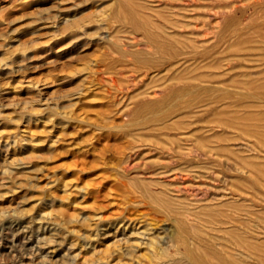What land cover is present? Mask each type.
Returning <instances> with one entry per match:
<instances>
[{
  "label": "rangeland",
  "instance_id": "obj_1",
  "mask_svg": "<svg viewBox=\"0 0 264 264\" xmlns=\"http://www.w3.org/2000/svg\"><path fill=\"white\" fill-rule=\"evenodd\" d=\"M227 3L0 0V264H149L158 254L149 246L151 237L174 255L173 216L142 194L141 181L151 187L169 183L182 197H203L202 203L234 193L252 197L255 208L262 205L254 188L241 184L245 175L226 170L222 151L217 158H195L202 151L196 137L235 133L204 122L208 114L197 109L189 116L175 111L168 136L158 128L169 119L156 120L169 102L187 101L176 102L180 94H206L194 90L195 83L178 90L173 75L192 69L222 73L230 57L240 54L252 55L264 67V50L232 46L264 44V30L258 29L264 24V0H237L233 11ZM132 10L149 30L159 24L179 40V34L198 27L208 33L198 37L203 47L150 38L133 21ZM214 22L216 36L209 33ZM236 31L241 39L232 36ZM167 54L170 59L163 57ZM216 55L218 67L205 68ZM239 71L216 81L231 86ZM211 140L207 147L252 154L237 150L241 139ZM224 192L229 195L221 196ZM206 195L214 199L205 202Z\"/></svg>",
  "mask_w": 264,
  "mask_h": 264
},
{
  "label": "bare ground",
  "instance_id": "obj_2",
  "mask_svg": "<svg viewBox=\"0 0 264 264\" xmlns=\"http://www.w3.org/2000/svg\"><path fill=\"white\" fill-rule=\"evenodd\" d=\"M184 1L186 2V0ZM227 1L228 3L225 5V8L229 11H233L237 0ZM141 6L143 7V4ZM131 16L138 27L144 29L145 34H150V38L152 39L158 38V42L162 40L161 38H167L171 40L174 39L175 42H184L189 47L192 44L196 45V43H198L199 45L197 46L200 48L203 47L204 42L198 40V37L208 35V33H201L200 29L198 30V27H195L196 30L193 32L179 34V37L182 38V40H179V38L174 37L173 34L169 35V31L167 32V30H165V28L163 29L159 24L152 25L155 31L149 30L143 18H141L135 10H132ZM156 19L157 18H155V20ZM200 28H203V26ZM218 28V22L212 23L209 33L216 36L218 34ZM258 29L264 30V24H261ZM234 35L235 37L240 36L241 39L242 35L238 34L237 31L234 32L232 36ZM232 36L228 39L232 38ZM261 42L264 43V40ZM214 43L216 44V41ZM242 44L243 41H238L232 46L235 50H264V44H257L258 46H256L254 43L255 46L244 45L243 47L241 46ZM220 46H222V44ZM205 51L207 50L196 51L195 54L202 55L205 54ZM228 54L225 57H229L234 53H230L229 56ZM163 57L165 59L171 58L169 54ZM225 57L223 55V59ZM218 59V55H216L214 59L215 62L206 64L204 67H218ZM230 59L231 63L228 62V69H224L226 70L225 72L222 70V73L221 70L218 73L208 74L205 73L206 71L199 72L192 69L188 72L190 73L188 75L180 74L179 72V74L173 75L170 79L174 80L175 85L173 87L178 90L185 85L195 83L194 86L196 87H194V90L203 88L206 89V94H180L175 98V101L177 102L184 98H187V101L176 106H173L174 103L172 104L169 102V104L164 106L158 113L155 112L157 115L156 120H161L163 118L169 119L164 122V125L158 128V130L165 131H162V133L160 132V134L168 136L166 131L172 129L173 125L176 123L172 120V117H176V115L171 116L175 111L184 110V116H189L195 113L192 111L193 109H197V113L208 114L204 122L216 126H223L231 133H235V135L228 136L216 132L217 134L213 133L214 135L212 134L213 136L210 137H196V141L199 142L202 151L197 153L195 158L199 159L202 156L205 158H217L218 150L222 151L225 156L222 162L226 170L241 172L245 175L246 180L241 181V184L245 188H254L252 190H255V196L258 198V201L262 202V205L255 208L252 197L243 196L242 194L236 195L234 193H231V199H224L214 204L202 203L203 197L200 196L196 199H190L185 196L182 197L178 194L179 189L170 187L169 183L158 182V186L151 187L146 181H141L140 189L142 194L150 201L163 208L169 215L173 216L175 222L173 236L176 241L173 246H175L174 255L176 256L170 255L169 250L165 251V249L161 247L162 243L160 240L151 237L149 246H151L152 250H157L158 254L155 259L149 261V264H264V239L259 237V234L264 233V161L261 160L264 158V67H261L262 63L259 64V59H255L252 55L241 56L240 54L230 57ZM238 60L244 63L234 65V62ZM260 60L264 61V56H262ZM176 63L177 61H175V63H170L166 67L164 66L163 70L168 72ZM238 68L243 69V71H239L240 73H236L232 76L230 75L231 86L226 85L227 82L216 81L220 76H224L231 70ZM254 68L257 69L253 70ZM182 70L184 71V69ZM155 74L157 76L159 73L157 74L156 72ZM223 79L224 78H222V80ZM198 82H200L199 85ZM142 107L144 108V105ZM145 108L143 111H145ZM171 108L172 110L168 111ZM181 121L180 119V122ZM191 134L194 135L195 131ZM237 134H239V138L236 137ZM172 135L173 134H171V136ZM212 137L218 141L224 140L229 142L241 139L242 143L239 144L237 150L242 149V152L248 151L252 154L240 155L236 149L230 146L217 145L207 147L205 142H210ZM156 140H158V138ZM175 140L177 141V139ZM255 151L261 152L263 155L257 156L255 155ZM204 168H206L205 163ZM249 177H252L251 181H249L250 183L247 181ZM251 183L254 184L251 185ZM228 195L227 192H224L221 196L224 197ZM207 197L206 195V198ZM213 199L214 196L207 198L205 202H210ZM188 234H190V236H188ZM184 239L188 242L185 243ZM242 257H251L253 261H246Z\"/></svg>",
  "mask_w": 264,
  "mask_h": 264
}]
</instances>
